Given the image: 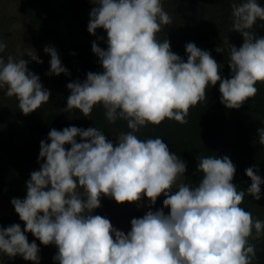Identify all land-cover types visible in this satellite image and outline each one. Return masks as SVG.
<instances>
[{"label": "clouds", "instance_id": "9594fccd", "mask_svg": "<svg viewBox=\"0 0 264 264\" xmlns=\"http://www.w3.org/2000/svg\"><path fill=\"white\" fill-rule=\"evenodd\" d=\"M91 3L95 7L88 32L103 29L107 34L106 50L92 43L103 71L67 84L64 111L77 109L88 117L94 106L102 105L109 123L122 119L130 131L121 132L114 144L96 127L51 129L50 143L40 142L38 163H43L26 182V198L11 200L25 227H0V254L39 264V248L25 235L30 232L41 244L57 247L53 259L58 264H252L256 253L249 238L253 230L257 238L264 233V221L240 207L245 191L232 182L236 167L230 158H200L203 177L198 185L181 183L173 191L186 162L163 139L142 140L135 133L166 119L186 124L190 108L205 101L208 87L218 82L220 102L227 109H239L254 98L255 85L264 82V36L251 29L258 19L264 21V7L257 0L233 4L232 27L243 36V44H229L231 78H223L208 51L189 42L185 62L167 39H157L162 26L172 23L162 0ZM5 49L0 41V53ZM215 50L223 52L221 47ZM44 52L51 56L49 76L67 74L55 48L46 46ZM25 54L43 62L33 48ZM28 63L12 56L5 62L0 56V89L18 100L25 115L50 100ZM257 135L264 146V127ZM245 174L251 180L247 193L260 200L264 179L258 168L249 167ZM161 195L170 212L149 210L133 218L127 234L92 214L101 207V197L117 204H139L146 197L151 206Z\"/></svg>", "mask_w": 264, "mask_h": 264}, {"label": "rangeland", "instance_id": "374dc122", "mask_svg": "<svg viewBox=\"0 0 264 264\" xmlns=\"http://www.w3.org/2000/svg\"><path fill=\"white\" fill-rule=\"evenodd\" d=\"M243 0H162L164 10L172 18V23L169 25H164L161 28V31L156 34L157 39L161 42L167 39L170 42L171 50L179 55L182 59L186 54L185 45L189 42L194 43L201 50L208 51L211 56L216 60L218 65H220V70L228 68L229 63V44L239 48L243 44V36L237 31H233V16H232V6L233 4H239ZM257 2L264 7V0H257ZM258 37L264 36V21L257 20L253 28L251 29ZM0 41L6 44V49L3 53H0L7 61L9 56H12L14 59L18 60V47L12 46L11 41H7L0 33ZM221 47L223 52H216V48ZM45 48V47H44ZM57 51L59 58L61 60L62 66L65 60H80L87 57L92 62H89L90 70L88 72L100 73L103 71L102 65L99 63V58L93 53L92 48H84L79 45V43H70L63 42L59 43V48L54 47ZM107 49V47L102 48ZM44 52V50H43ZM31 60L30 57L27 58ZM50 59L51 56L47 53H43L42 63L29 62L27 67L29 71L36 74L40 78V83L43 87H52L53 90H65L67 87V80L65 79L66 74L61 73L59 76L51 75L47 73L50 70ZM258 89V92L254 98L249 99L253 101H261L264 103V82H257L255 85ZM100 109V110H99ZM250 109L249 111H251ZM19 106L17 99L15 97H8L6 95V90L0 89V128H3L5 133L10 135V132L13 134L14 144L17 146H24L25 158L31 157L32 159L26 164L22 165L23 174L25 176V181L27 182L31 178V172L37 171L40 169V164L43 161L39 160L40 152V142L43 140L46 143L48 137L38 140V137L30 139V133L27 128L17 120H14L15 114H18ZM100 114L104 118L108 129L105 131V135L109 140L114 144L117 142L116 139L120 135V131L116 128L117 123H109L105 117V110L102 105L95 108V112H92V115ZM243 119L242 123H245L247 129L254 130L253 136L249 133L247 137L252 139L251 143L258 139L256 132L258 129L264 127V108L258 110H252L246 115L241 116ZM258 126L256 130L250 125ZM239 129V128H238ZM235 135L243 136V134L238 130H235ZM228 139V136L227 138ZM79 142V137L77 138ZM30 141H34L39 145V149L35 145H30ZM233 144V142L231 141ZM229 143V145L231 144ZM249 143V139L247 142ZM248 145V144H247ZM249 146V145H248ZM264 147V146H263ZM70 149L69 147H66ZM27 155V156H26ZM246 158L243 155L242 160ZM247 161L252 163L251 157L247 158ZM262 161V162H261ZM259 161L261 165L262 174H259L262 179H264V159ZM184 184V175L180 177L175 185H173V191L178 190L179 184ZM245 183V182H242ZM242 183L235 184L238 187V190L245 191V196L240 207L252 214L253 219H258L264 221V184L261 185V199L255 200L250 194L247 193V188L250 186L251 182L242 185ZM27 195L26 185H11L9 189L0 188V227L7 228L13 224H20L21 229L23 230L25 225L20 220L18 214L15 212L14 206L11 203L13 198H19L21 200L25 199ZM165 197L162 195L161 200L157 203L156 210L163 209L164 213L167 215V211H170L169 208L163 206V200ZM29 243L35 242L39 248L40 259L44 262L41 264H58V262H52V254L56 255L58 249L55 245L45 246L40 243L36 237H34L30 232L25 233ZM249 242L255 247V258L252 261V264H264V233L257 238L255 230H253L252 237L249 238ZM42 254H46V257H43ZM0 264H33L32 261H24L23 257L20 255L15 256L14 258H9L6 255L0 254Z\"/></svg>", "mask_w": 264, "mask_h": 264}, {"label": "trees", "instance_id": "16d2710c", "mask_svg": "<svg viewBox=\"0 0 264 264\" xmlns=\"http://www.w3.org/2000/svg\"><path fill=\"white\" fill-rule=\"evenodd\" d=\"M183 59L186 62L187 55ZM89 62L92 61L87 57L80 60H65L63 66L68 70L65 76L67 83L76 80L83 82L90 70ZM220 75L223 78H231V69L228 67L220 70ZM45 89L50 92V100L47 103L28 115L23 114L19 109L18 114H15L14 117V120L20 121L27 128L30 139L38 137V135V140L46 138L53 128L63 130L70 126L83 129L96 127L103 133L108 129L100 114L92 115L95 108L100 105L94 106L88 117H84L77 109L65 112L70 90L66 87L65 90L56 91L48 86ZM220 96L218 82L215 86L208 87L205 101L190 108L186 124L166 119L158 126L149 124L135 133L142 140L157 137L163 139V142L168 145L169 151L186 162L184 184L191 187L197 186L203 177V174L198 171L199 159L202 157H229L236 167L233 184L245 182L242 183L244 185L251 182L245 174V170L249 167H257L259 174H262L263 171L259 161L264 159V147L260 145L258 139L251 143L252 139L248 138L247 134L253 136L255 131L243 127L247 125L242 123L245 118L241 116L254 109H263L264 103L258 100L253 102L247 100L239 109H227L220 102ZM250 109L252 110L249 111ZM116 123V128L120 132L130 131L126 121L117 119ZM250 126L255 130L258 127L253 124ZM235 130H238V134L240 131L243 136L235 135ZM227 136L228 139H226ZM247 139H249V143H246ZM30 143L39 149V145L34 141H30ZM229 143L231 144L229 145ZM26 151L24 146L20 147L14 144L12 132L9 135L3 128H0V188L9 189L11 185H26L22 165L32 159L24 157ZM243 155L246 158L242 160ZM249 157H251L252 163L247 161Z\"/></svg>", "mask_w": 264, "mask_h": 264}, {"label": "crops", "instance_id": "0c3cea01", "mask_svg": "<svg viewBox=\"0 0 264 264\" xmlns=\"http://www.w3.org/2000/svg\"><path fill=\"white\" fill-rule=\"evenodd\" d=\"M93 7L95 5L91 0H0V33L13 43L12 46L20 49L18 58L25 60L28 56L23 54L32 48L42 60L44 47L59 48L61 41L76 42L84 48H92V43L96 42L99 47L105 48L106 32L97 29L93 35L87 30ZM161 197L151 206L146 197L139 204H117L112 198L101 197V207L92 214L109 219L114 228L127 234L131 230V220L143 217L149 210L156 211ZM42 256L47 258L46 254ZM53 257L54 254L52 262H57ZM42 262L40 259L39 264Z\"/></svg>", "mask_w": 264, "mask_h": 264}]
</instances>
